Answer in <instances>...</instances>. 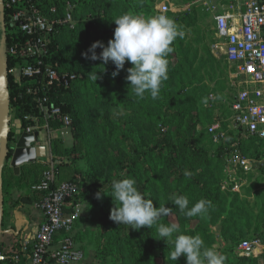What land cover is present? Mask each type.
<instances>
[{
    "label": "rangeland",
    "instance_id": "obj_1",
    "mask_svg": "<svg viewBox=\"0 0 264 264\" xmlns=\"http://www.w3.org/2000/svg\"><path fill=\"white\" fill-rule=\"evenodd\" d=\"M48 1L59 3L63 0ZM172 1L174 0H103V3L96 5L98 13L95 18L100 20L96 32L89 33L84 28L77 36L70 35L73 32L60 36L58 65L66 71L78 72L83 78L74 91L61 98L71 105L72 126L63 134L51 135L52 157L55 161L53 171L55 175L63 176V181L80 178L83 183L79 195L82 218L76 225V234H79L82 249L92 258V264H186L183 256L178 261L170 260V251L166 248L152 253V257L145 261L144 251L148 250V246L143 239V228L137 231L129 228V225H119L112 221L109 217L115 201L109 195L114 179L134 178L127 175V170H121L120 163L136 158L143 150L160 148L165 135L174 140L184 137L192 128L196 136H202L203 145L210 148L205 138L206 131L221 113L220 110H225L235 95L232 88L235 81L234 70L223 56L216 55L212 49L215 35L211 19L199 9L193 10V19L180 23L174 19L183 36L177 37L171 45L173 53L167 57L169 78L155 100L148 93H145L144 99L134 95L129 87L130 82L126 80L127 69L132 67L130 63L126 62L124 69L113 77L112 73L116 71L113 62L103 65L101 60L92 61L83 55L95 42L99 41L105 47L108 45V41L114 38L115 18L129 12L157 16L159 6ZM1 8L4 10L3 0ZM91 8L94 9V5L84 9L82 15ZM112 16L114 19L108 22L106 18ZM0 25L3 27V32H0L1 82L7 59L3 18H0ZM95 51L99 56L102 48L98 47ZM91 73L97 74L96 81L92 79ZM171 96L179 99V104L171 112L176 114V118L165 123L163 119H159L166 115ZM145 114L152 115L153 121L150 122ZM6 134L7 130L4 129L0 139V186L4 149L7 154L9 150L5 142ZM245 150L248 155L264 156L251 147L250 143L245 145ZM162 155L163 157L158 154L148 157L161 180L155 183L151 176H146L142 183L146 181L151 191L157 189L155 195L158 194V197L154 196V200L155 197L157 200L153 202L154 207L166 205L173 208L174 212L167 217L165 224L174 222L179 226L180 221L182 222L180 215L184 214L180 212V219L176 217L171 199L177 195L173 188L178 176H171L173 168L166 162L167 152ZM212 157L214 163L208 174H214L216 180L219 178L217 175L224 171L225 162L221 156L213 154ZM148 166V163H142L138 172H149ZM258 175L260 178L264 177V174ZM96 183L100 188L97 189ZM160 187L164 191L162 194L158 192ZM102 188L105 195L97 199L96 194ZM82 193L89 198L82 199ZM2 199L0 191V204ZM217 217L218 214L206 216V223ZM194 227L192 224L185 227L183 234L190 235ZM198 234L204 240L205 247L212 246V239L206 230L200 228Z\"/></svg>",
    "mask_w": 264,
    "mask_h": 264
},
{
    "label": "built area",
    "instance_id": "obj_2",
    "mask_svg": "<svg viewBox=\"0 0 264 264\" xmlns=\"http://www.w3.org/2000/svg\"><path fill=\"white\" fill-rule=\"evenodd\" d=\"M3 1L4 10L11 12L10 33L16 34L7 54L18 61L8 72L19 85L27 84L26 94L37 109V114L26 116L25 121L45 119L63 130L70 129L71 118L55 105L54 96L71 90L78 76L51 63L49 57L57 30L75 29L74 7L68 3L61 14L57 7L44 12L35 0ZM195 9L211 19L213 52L234 70L235 95L209 126L208 135L214 145L225 150L222 189L240 193L250 179L264 174V156L248 155L242 149L250 142L264 154V0H178L161 4L158 14L179 21ZM35 130L29 125L26 133ZM231 134L235 135L233 142ZM80 183V178L57 182L52 171L44 175L34 188L40 197L34 208L43 215L35 238L24 242L14 254L0 255V264H86L87 257L73 236L82 218ZM238 247L242 255L251 258L261 253L263 243L260 239L244 240Z\"/></svg>",
    "mask_w": 264,
    "mask_h": 264
},
{
    "label": "clouds",
    "instance_id": "obj_3",
    "mask_svg": "<svg viewBox=\"0 0 264 264\" xmlns=\"http://www.w3.org/2000/svg\"><path fill=\"white\" fill-rule=\"evenodd\" d=\"M113 23L116 25L114 38L108 41L106 47L99 41L93 43L88 52L83 54L84 57L92 61L99 59L103 65L113 62L116 68L112 73L113 77L124 69L126 62L130 63L132 67L127 69L126 80L130 82L129 87L134 95L144 99L145 93H148L155 100L169 78L167 57L173 53L171 45L183 33L179 31L175 20L166 15L145 16L129 12L115 18ZM98 47L102 48L99 56L95 51ZM90 75L94 81L98 79L96 73ZM185 175L190 174L186 172ZM111 189L109 196L115 201V207L109 218L137 231L157 225L158 235L162 240L174 245L169 253L170 260L178 261L183 256L186 264H225L226 257L211 247H205L201 236L175 235L179 231L176 223H158L161 217L173 214V208L166 205L154 207L153 200L140 190L135 178L114 179ZM103 195L104 188L97 192L96 198L101 199ZM171 199L173 205L186 217L206 215L213 207L210 200L203 198L190 209L187 196L177 194Z\"/></svg>",
    "mask_w": 264,
    "mask_h": 264
},
{
    "label": "trees",
    "instance_id": "obj_4",
    "mask_svg": "<svg viewBox=\"0 0 264 264\" xmlns=\"http://www.w3.org/2000/svg\"><path fill=\"white\" fill-rule=\"evenodd\" d=\"M35 1H36V4H38L39 7L44 12H47L52 7H57L60 10V13L63 14L68 3L74 7L73 16L77 22L76 27L74 30H71L65 27L59 28L57 30L53 38L52 44H51L50 57H49V61H51V63L52 62L58 63L57 59L59 56L60 45H61L60 36L67 35L72 32L73 34H70V35L77 36L84 28L89 33H92L93 31L94 32L97 31V24H99L100 20H98L97 17L95 18V15H97L98 13V8L96 7V5L98 3H103V1L97 2V0H63V1H60L59 3H50L48 0H35ZM92 5H94V9L91 8V10L88 13H85L84 15H82L83 10L88 7H91ZM10 13H11L10 11L4 10V24L6 28V31H5L6 53H7L8 47L12 43L13 37H16V34L10 33L11 31V26L9 24V14ZM113 17L114 16L107 17L106 20L107 21L109 20L108 22H111L112 19H114ZM193 18H195L194 14L187 15V16H184L181 19V21L179 20L178 22L179 23L185 22ZM17 65H18V61L8 56L7 54L6 70H7L8 97L10 101L9 107L11 110L16 111L17 117L20 118L22 121L23 128L26 129L30 124L25 121V117L30 116V115L32 116L36 115L37 109L35 107V104L32 101V98L26 94L27 84L19 85L16 82L14 76L9 74L8 72L10 69L16 67ZM69 72L75 73L73 71H69ZM75 74L78 76V79L74 87L68 91H60L59 93H57L58 94L57 97L56 95L54 96L55 105L60 107L63 110V112L68 114L69 116L72 111L71 105L61 100V98L64 97V95H66L67 93L74 91L78 82L83 78L79 75L78 72H76ZM168 100H170L168 111L163 118L161 117L159 119L160 121H162L163 119L165 123L168 120H174L176 118V114L171 113V112L173 111V107H176L179 104V99L176 97L171 96L169 97ZM220 111L221 113H223L225 110L222 109ZM182 115L184 116V113ZM144 116L148 118L150 122L153 121L152 115L145 114ZM215 120L211 124H213ZM11 127H12V122L10 121L9 122L10 131L7 134V144H8V149H9L7 158H6L7 162H10L11 160L12 156L10 152L12 150L13 143H15V133L13 132V129ZM205 138L207 139V142L209 143L210 148L203 145L202 136H196L192 128H190L189 132L184 137H180V138L177 137L174 140L169 138L168 135H165L162 139L163 145L160 148L154 147L153 149H150V150H143L142 152H139L137 154L136 158L129 159L127 161H122L120 163L121 170L122 171L127 170L128 176H131V175L134 176L140 190L143 191L147 195L148 198L152 199L153 202H155L156 197H158V194L155 195V191L157 189L151 191L150 187L146 184V181L142 183V180H144L146 176H151L152 180L155 183L161 180V177L154 170V166L151 163V161L148 159V157L155 155V154H158V156L163 157L162 154L166 151L168 155L166 162L168 165H170L173 168L171 171V176H178L175 179L176 184H175V187L173 188V190L175 191V194L185 195L188 197L189 199L188 208L189 209L192 206H194V204L198 200L202 198L210 200L213 204L212 208H217L219 206L218 195L221 189L220 183L224 179V171L223 172L221 171L220 174L217 175L219 178H217L216 180H214L215 175L212 173L211 174L209 173L210 174L209 175L208 171L212 168V164L214 163V159L212 157L213 154L216 156H221V158L223 159L225 150L223 146H216L212 143L208 135V129L206 131ZM229 140L230 142H233L235 140V135L231 134ZM246 144H249V143H244L242 147L245 153H246V150H245ZM256 151H260L262 153L261 150L256 149ZM142 163H145V164L148 163L149 166L147 168L149 172H146V173L138 172L139 165H141ZM186 172L189 173L190 175H185ZM82 184L83 183H80V186H79L80 191L83 186ZM97 184L98 183H96V185ZM98 188L100 187L97 185V189ZM153 192H154V195H153ZM158 192L162 194V192L164 191L160 187ZM154 196H156L155 200H154ZM39 198L40 197H38L36 200H38ZM88 198L89 197L87 194L82 193V199L85 200ZM21 200L22 201L27 200L28 203L31 202L28 199H21ZM179 213L180 211L178 207L175 206V215L178 218H179ZM197 217L198 215L193 216V217H186L185 215H182V216L180 215V218H182V222L180 221L179 231L175 235L183 234L185 232L184 229L185 227L188 226L190 220L197 218ZM166 221H167V217H161L158 223L165 224ZM143 231H144L143 239L148 246V250L146 249L144 251L145 261L149 260L153 255L152 253L154 252L164 250V248H166L169 251H172L174 249V245L172 243L166 244V242L163 241L161 237L157 236L158 235L157 225H154L151 229L143 228ZM190 235L193 236L192 233ZM255 238L264 239V232L261 235V237L256 236Z\"/></svg>",
    "mask_w": 264,
    "mask_h": 264
},
{
    "label": "crops",
    "instance_id": "obj_5",
    "mask_svg": "<svg viewBox=\"0 0 264 264\" xmlns=\"http://www.w3.org/2000/svg\"><path fill=\"white\" fill-rule=\"evenodd\" d=\"M1 1L0 18H3L4 25V10L1 8ZM98 1L102 2L103 0ZM175 1L178 0H174L173 2ZM0 32H3L1 25ZM2 112L1 106L0 139L2 131L4 130ZM8 120L12 122L11 128L15 133V143L12 145L13 150L16 141L26 132V129L23 128L22 121L17 117L16 111L11 110L10 107ZM9 122L8 132L10 131ZM29 124L36 129L35 132L40 133V145L48 146L50 159L38 160L35 163L24 165L20 168L19 175H16L14 169L10 166L11 160L10 162L6 160L7 151L4 149V166L0 186L1 196L3 197L0 255L14 254L19 251L24 242H31L35 238L38 227L43 221V215L39 210L34 208V203L39 197L38 193H35L34 188L42 181L48 171L54 173L55 162H53L52 157L51 135L63 134L66 131L58 124H54L45 119H40L37 122H29ZM52 125L55 126H53V129L51 128ZM5 142L7 143V139ZM56 175L57 182H63L65 180L63 176ZM256 176L257 178L249 180L248 184L240 193L224 191L222 189V180L218 195L219 206L217 208H210L206 215H198L197 218L191 219L188 224V226L190 224L195 226L192 231L193 236L199 235L198 230L200 228L206 230L207 235L212 239L211 248L226 257L225 264H264V239L255 238L256 236L261 237L264 232V177L260 178L258 174ZM21 199H28L31 202L28 203L27 200L22 201ZM232 199L234 200L232 201ZM213 214H218V217L214 221L206 223L205 217ZM76 232L77 228L75 227L73 236L76 238L78 247L83 250L80 245L81 241L78 239L79 234H76ZM254 239H260L262 241V251L257 256L251 258L245 257L240 253L238 246L244 240ZM86 257V264H92V258L87 255Z\"/></svg>",
    "mask_w": 264,
    "mask_h": 264
},
{
    "label": "water",
    "instance_id": "obj_6",
    "mask_svg": "<svg viewBox=\"0 0 264 264\" xmlns=\"http://www.w3.org/2000/svg\"><path fill=\"white\" fill-rule=\"evenodd\" d=\"M5 27V25H4ZM9 97H8V84H7V70L2 76L0 82V107L2 106L3 113V126L4 129L8 128L9 118ZM8 134V131H7ZM6 134V139H7ZM40 133L34 132L31 134L23 133L21 137L16 141L15 147L11 150V162L10 166L14 169L15 174L19 175L20 168L24 165L35 163L38 160H49L50 152L47 145H40ZM3 220V208L2 201L0 204V229Z\"/></svg>",
    "mask_w": 264,
    "mask_h": 264
},
{
    "label": "bare ground",
    "instance_id": "obj_7",
    "mask_svg": "<svg viewBox=\"0 0 264 264\" xmlns=\"http://www.w3.org/2000/svg\"><path fill=\"white\" fill-rule=\"evenodd\" d=\"M246 143H250V142H246Z\"/></svg>",
    "mask_w": 264,
    "mask_h": 264
}]
</instances>
